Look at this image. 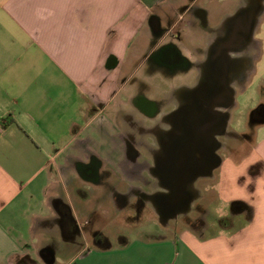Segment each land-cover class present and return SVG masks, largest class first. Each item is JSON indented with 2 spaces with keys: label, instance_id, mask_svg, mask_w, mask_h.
I'll return each mask as SVG.
<instances>
[{
  "label": "crops",
  "instance_id": "0c3cea01",
  "mask_svg": "<svg viewBox=\"0 0 264 264\" xmlns=\"http://www.w3.org/2000/svg\"><path fill=\"white\" fill-rule=\"evenodd\" d=\"M241 3L0 0V264H264V96L250 109L261 108L258 119L249 114L250 139L236 130L237 145L194 185L199 227H136L112 246L94 223L108 206L121 224L131 215L121 200L138 187L120 128L146 58L169 41L201 45L186 24L193 7ZM155 19L179 40L155 37ZM232 202L248 210L232 214ZM215 203L225 213L210 223Z\"/></svg>",
  "mask_w": 264,
  "mask_h": 264
},
{
  "label": "flooded vegetation",
  "instance_id": "af4514ba",
  "mask_svg": "<svg viewBox=\"0 0 264 264\" xmlns=\"http://www.w3.org/2000/svg\"><path fill=\"white\" fill-rule=\"evenodd\" d=\"M240 13V7L231 12L193 7L186 24L191 35L196 31L204 35L201 45L194 40L185 46L169 41L155 46L146 58L134 107L120 128L122 152L132 164L128 174L138 187L130 188L121 201L135 218L147 213L156 217L160 196L176 190L179 183L185 191L179 201L194 196L189 184L178 179L206 174L239 142L233 127L236 98L254 73L258 47L253 35L249 40L247 26L241 25ZM168 31L155 19V37ZM169 33L179 40L177 30ZM241 45L244 48H238ZM260 110L250 113V119H258ZM246 128L244 138L249 140L251 131ZM204 180L199 177L195 184ZM132 194L135 197L129 200ZM190 213L201 214V207L196 203ZM188 214H179L175 220L182 218L194 227L202 224Z\"/></svg>",
  "mask_w": 264,
  "mask_h": 264
},
{
  "label": "rangeland",
  "instance_id": "374dc122",
  "mask_svg": "<svg viewBox=\"0 0 264 264\" xmlns=\"http://www.w3.org/2000/svg\"><path fill=\"white\" fill-rule=\"evenodd\" d=\"M253 38L257 43V48L255 52L256 59L254 60L255 70L253 75L250 77L249 82L244 87H241L242 91L238 94L237 100V109L234 111V123L233 127L237 130L243 128V126L247 127V123L249 124V114L250 109L253 108L258 102L259 98H263L264 96V12L261 15L258 25L253 33ZM194 201L192 206L195 205ZM147 206H150L149 204ZM191 206V207H192ZM211 212L214 216H209L208 221L212 223L215 217H218L225 213L224 208L219 203H215L210 207ZM113 209L109 206L101 210L99 214L94 219V223L97 229V233L102 234L101 236L107 237L108 242H105L106 245L112 244V246H116L119 244L118 242H123L122 240L127 239L128 237H132L134 235V230L136 227H141V229L156 231L158 233L163 232L164 228L174 229L181 228L179 223L183 224V219L178 218L177 220H170L168 224L165 226L162 225L159 221V218L156 214V217L151 213L144 214L142 216L134 215H126L124 214V218L126 220L125 224H121L119 220L120 217H116L113 214ZM127 213H132L131 211H127ZM190 217L195 215V217L200 216L198 213H190L188 214ZM134 217V218H133ZM200 219V218H199ZM199 222V221H197ZM201 222V220H200ZM215 223V222H214ZM118 233L123 234L124 236H120L116 238ZM125 237V238H124ZM59 244H57L58 246ZM55 246V247H57Z\"/></svg>",
  "mask_w": 264,
  "mask_h": 264
},
{
  "label": "water",
  "instance_id": "95a60500",
  "mask_svg": "<svg viewBox=\"0 0 264 264\" xmlns=\"http://www.w3.org/2000/svg\"><path fill=\"white\" fill-rule=\"evenodd\" d=\"M241 1H242L240 6L241 25L244 24L247 26L246 27L247 36L249 37L250 40L252 39V35L258 25L259 19L264 12V0H241ZM244 46L245 45H241V47L238 46V48L242 49L244 48ZM219 164H220V159L219 162L216 164V166L209 168L206 174L204 175L198 176L196 173H194L187 178L181 177V179H178V183L179 182L188 183L189 188L191 187L190 190L193 191L194 194V196H190L184 202L179 201V199L180 198L182 199L185 194L184 190L179 189L180 183L178 184V187H176V190H171L170 192L168 191L169 194L160 196L159 201L156 202V214L158 215L159 221L162 225L165 226L166 224H168L170 220H175L176 216L179 214H188L190 212L192 203L196 201L199 196L198 192H196L194 188L192 189L193 185L196 183L199 177L211 178L213 171L218 167ZM173 203L178 204L177 206L179 208L175 206ZM175 208L178 209L176 210Z\"/></svg>",
  "mask_w": 264,
  "mask_h": 264
},
{
  "label": "trees",
  "instance_id": "16d2710c",
  "mask_svg": "<svg viewBox=\"0 0 264 264\" xmlns=\"http://www.w3.org/2000/svg\"><path fill=\"white\" fill-rule=\"evenodd\" d=\"M229 209L232 214H238L240 212L247 211L248 207L241 202H232L229 206Z\"/></svg>",
  "mask_w": 264,
  "mask_h": 264
}]
</instances>
